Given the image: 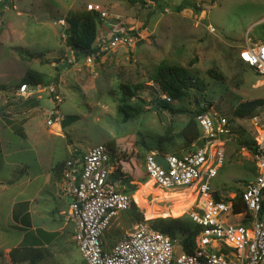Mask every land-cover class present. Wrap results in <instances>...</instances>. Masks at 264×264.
Instances as JSON below:
<instances>
[{"label":"rangeland","instance_id":"1","mask_svg":"<svg viewBox=\"0 0 264 264\" xmlns=\"http://www.w3.org/2000/svg\"><path fill=\"white\" fill-rule=\"evenodd\" d=\"M153 1L0 0V83L6 85L0 91V264H30L13 262L9 255L26 233L39 235L34 245L44 249L36 264L84 263L66 218L63 169L67 158L98 143H112L122 174L135 185L128 192L134 205L105 231L106 244L138 223L151 227L154 218L187 215L190 190L173 194L151 184L144 155L151 149L178 155L184 148L181 129L197 109L230 121L223 165L212 187L229 195L253 178L255 168L242 140L254 135L248 118L258 107L245 116L233 110L246 101L264 102V80L239 57L247 43L264 38V25L258 23L264 0ZM88 5L105 12L92 45L102 42L107 49L98 58L94 53L92 62L64 41ZM114 35L121 41L110 46ZM164 63L187 69L204 89L191 88L180 99L162 94L152 76ZM28 70L41 76L42 85L25 98L15 93ZM54 80L62 98L60 129L46 123L53 103L44 86ZM122 84L138 87L127 101L126 119L120 111Z\"/></svg>","mask_w":264,"mask_h":264},{"label":"built area","instance_id":"2","mask_svg":"<svg viewBox=\"0 0 264 264\" xmlns=\"http://www.w3.org/2000/svg\"><path fill=\"white\" fill-rule=\"evenodd\" d=\"M88 8L96 11L99 19L105 15L97 5ZM258 23L264 25V15ZM208 30L214 29L209 26ZM120 41L114 35L108 44L115 46ZM93 47L98 49L96 55L107 49L102 42ZM92 55L86 56L88 62H92ZM239 57L264 80V40L247 43ZM40 83L22 82L15 94L26 98L39 90ZM58 86L54 80L44 89L53 103L46 123L58 124L60 129L58 105L62 98ZM255 110L248 118L254 130L253 137H249L252 148L244 147L255 174L238 192L223 195L212 187L223 165L225 135L231 130L229 119L210 109L193 113L200 135L184 151L177 155L151 149L144 155V172L154 186L173 192L190 190L193 195L187 214L199 230L190 252L182 248L180 237L172 238L141 223L106 244L101 237L132 201L131 195L112 179L118 165L114 152L107 143H98L67 158L63 169L68 197L66 218L73 224L72 238L85 263L264 264V110ZM158 155L167 162V168L157 161ZM175 246L179 249L176 254Z\"/></svg>","mask_w":264,"mask_h":264},{"label":"trees","instance_id":"3","mask_svg":"<svg viewBox=\"0 0 264 264\" xmlns=\"http://www.w3.org/2000/svg\"><path fill=\"white\" fill-rule=\"evenodd\" d=\"M136 1V0H130ZM156 2V0H154ZM98 14L94 10L87 11L80 20L78 26L69 27L66 30L65 34V43L69 49L77 54L88 55L94 54L98 51L97 48H94L92 43L96 37V24L98 20ZM264 40V38H263ZM95 58H98V55H95ZM41 76L38 73H34L28 70L23 76L21 83L25 82L28 84H35L42 82ZM152 80L158 85V88L162 94H165L170 99H180L187 94V91L191 88L204 89V83L195 75H192L187 69L178 66H172L168 64H160L157 69H155ZM44 83V82H43ZM6 85L0 83V91L4 90ZM121 95H122V104L120 106V111L123 113V118L126 119L129 114V106L127 101L130 97L136 93L138 90L137 86L129 87L128 85H120ZM162 105H166V101H160ZM264 102L260 99L253 101H246L239 103L233 110V114L236 116H245L250 115L254 111L255 107H262ZM204 110V108H200ZM257 109V108H256ZM198 110V109H197ZM194 111L193 113L197 112ZM260 110V109H259ZM196 122L194 121L193 116L190 117L181 129V135L184 141V148L189 147L197 138L196 136ZM16 132L20 136L24 137L25 134L22 129H17ZM112 151V143L108 144ZM242 146L247 148H252V142L248 140H242ZM112 179L114 181L120 180L128 189L126 192L132 191L135 189V185L130 183V179L124 176L120 170V166L117 165L116 170L112 173ZM146 184V183H145ZM144 185V184H140ZM140 188V187H139ZM133 201H131L130 206H133ZM181 214V213H180ZM152 228L163 232L164 234L169 235L172 238L180 237L182 248L186 252H190L193 245L196 233L199 230L194 222L191 221L188 214L178 217H158L151 220ZM43 234V231H40ZM23 244L21 246L13 247L9 251L10 258L13 262H23L28 261L30 264H36L44 256V249L40 246H35L39 242V235L34 236L30 233H26ZM83 264H86L84 260Z\"/></svg>","mask_w":264,"mask_h":264},{"label":"water","instance_id":"4","mask_svg":"<svg viewBox=\"0 0 264 264\" xmlns=\"http://www.w3.org/2000/svg\"><path fill=\"white\" fill-rule=\"evenodd\" d=\"M197 145H200V143H198ZM190 148L193 149L194 146H191ZM157 161L163 166V168H167V162L164 160V158L161 155L157 156Z\"/></svg>","mask_w":264,"mask_h":264},{"label":"bare ground","instance_id":"5","mask_svg":"<svg viewBox=\"0 0 264 264\" xmlns=\"http://www.w3.org/2000/svg\"><path fill=\"white\" fill-rule=\"evenodd\" d=\"M54 125H56V124H54ZM149 182H151V184H152V181L151 180H149ZM183 191H185V190H181V191H177V192H183ZM187 191V190H186ZM170 193H176V192H170ZM190 193V192H189ZM182 194H184V193H182ZM135 196V195H134ZM189 198V195L185 198V199H188Z\"/></svg>","mask_w":264,"mask_h":264},{"label":"crops","instance_id":"6","mask_svg":"<svg viewBox=\"0 0 264 264\" xmlns=\"http://www.w3.org/2000/svg\"><path fill=\"white\" fill-rule=\"evenodd\" d=\"M182 150L184 151L185 149L183 148V149H181L180 151H182ZM62 180L64 181V179H63V178H62ZM174 194H176V193H174ZM67 204H68V202H67Z\"/></svg>","mask_w":264,"mask_h":264}]
</instances>
